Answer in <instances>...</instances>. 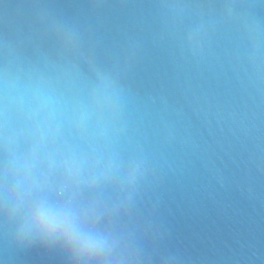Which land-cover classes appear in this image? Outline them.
I'll return each mask as SVG.
<instances>
[{
    "label": "water",
    "instance_id": "obj_1",
    "mask_svg": "<svg viewBox=\"0 0 264 264\" xmlns=\"http://www.w3.org/2000/svg\"><path fill=\"white\" fill-rule=\"evenodd\" d=\"M32 180L123 264H264V0H0V194ZM4 203L0 264H73Z\"/></svg>",
    "mask_w": 264,
    "mask_h": 264
},
{
    "label": "clouds",
    "instance_id": "obj_2",
    "mask_svg": "<svg viewBox=\"0 0 264 264\" xmlns=\"http://www.w3.org/2000/svg\"><path fill=\"white\" fill-rule=\"evenodd\" d=\"M24 191L23 197L6 189L0 194L5 202L4 215L16 224L18 245L59 247L73 264H123L112 256L106 240L96 233L94 226L86 223L69 204L48 198V183L32 180Z\"/></svg>",
    "mask_w": 264,
    "mask_h": 264
}]
</instances>
